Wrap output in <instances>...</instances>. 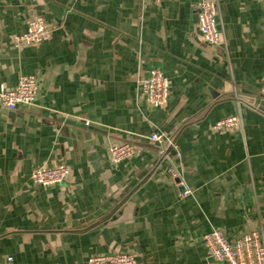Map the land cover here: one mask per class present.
I'll use <instances>...</instances> for the list:
<instances>
[{
  "label": "crops",
  "instance_id": "1",
  "mask_svg": "<svg viewBox=\"0 0 264 264\" xmlns=\"http://www.w3.org/2000/svg\"><path fill=\"white\" fill-rule=\"evenodd\" d=\"M200 1L221 5L220 46L197 37ZM37 18L49 38L15 46ZM151 68L170 81L162 106L140 84ZM25 74L37 101L11 111L0 100V264L116 252L207 264L212 230L231 241L264 231V0H0V89ZM234 84L260 109L243 105L242 127L217 130L237 113ZM156 130L176 138L180 186L149 139ZM124 142L136 152L116 165L110 148ZM60 164L65 182L32 180Z\"/></svg>",
  "mask_w": 264,
  "mask_h": 264
},
{
  "label": "built area",
  "instance_id": "2",
  "mask_svg": "<svg viewBox=\"0 0 264 264\" xmlns=\"http://www.w3.org/2000/svg\"><path fill=\"white\" fill-rule=\"evenodd\" d=\"M159 3L161 0H147ZM199 16L198 39L206 44L220 46L223 41L222 31L219 27L218 18L221 14V5L218 1H200L196 5ZM50 29L44 19L31 20L25 33L14 37L15 46L21 43L36 44L47 40ZM143 92L151 106L157 107L166 104L170 97V81L163 70L151 68L140 79ZM233 97L237 103V113L218 120L214 127L223 130L230 127H242V107L260 109L256 98L242 93L233 85ZM39 83L35 75H21L14 89H0V100L3 106L13 111L21 105L33 104L38 99ZM89 125L84 121V125ZM149 139L159 146V154L168 162V171L176 186L184 184L181 171V152L175 136L161 130L154 131ZM136 152V147L130 142L115 144L110 148L111 159L118 165L125 159L130 158ZM70 170L67 165L60 164L54 167H37L32 171V180L42 186H52L65 182ZM192 193L186 186L179 193L181 197H187ZM203 242L208 249L209 262L207 264H264V231L255 230L245 234L236 241H231L227 234L219 229H214L203 237ZM134 256L128 252H116L96 254L88 258L87 264H134Z\"/></svg>",
  "mask_w": 264,
  "mask_h": 264
}]
</instances>
